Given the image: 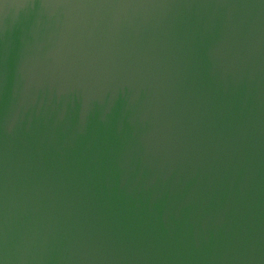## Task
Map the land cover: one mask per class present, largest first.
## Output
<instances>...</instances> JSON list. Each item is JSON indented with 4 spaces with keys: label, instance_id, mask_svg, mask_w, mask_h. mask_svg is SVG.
Wrapping results in <instances>:
<instances>
[{
    "label": "water",
    "instance_id": "95a60500",
    "mask_svg": "<svg viewBox=\"0 0 264 264\" xmlns=\"http://www.w3.org/2000/svg\"><path fill=\"white\" fill-rule=\"evenodd\" d=\"M0 264H264V0H0Z\"/></svg>",
    "mask_w": 264,
    "mask_h": 264
}]
</instances>
